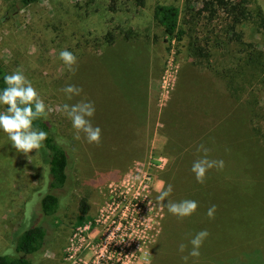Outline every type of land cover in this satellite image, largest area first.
Here are the masks:
<instances>
[{
  "label": "rangeland",
  "instance_id": "1",
  "mask_svg": "<svg viewBox=\"0 0 264 264\" xmlns=\"http://www.w3.org/2000/svg\"><path fill=\"white\" fill-rule=\"evenodd\" d=\"M108 3L43 0L0 21V62L9 73L20 70L32 82L48 105V116L70 155L65 185L50 190L59 197L60 209L54 217L42 216L38 205L31 206V202L49 191L46 166L35 151L27 156L17 152L0 132V254L13 251L12 235L23 228L25 217L30 218L28 212L46 230L43 248L30 257L33 264H69L65 258L70 238L74 232L91 237L98 233L95 219L114 190L137 192L154 202L158 180L183 182L184 177H175L172 169L176 154L169 121L184 123V111L188 113L195 99L221 100L218 94L224 83L210 71L191 66L186 52L188 40L168 46L153 19L157 5H174L185 14L183 0H144L142 7L133 0H116L115 13L107 10ZM5 6L6 1L0 0V19ZM255 7L264 14V0H252L249 9L253 12ZM204 22L194 20L190 28L210 41ZM214 29L213 38L219 46H210L216 68L229 67L236 57L238 47L229 40L232 32L242 34V39L256 49L263 44L264 31L253 17L236 24L219 16ZM128 31L131 37L125 40L123 34ZM108 32L115 37L111 45L103 41ZM61 49L76 55L75 74L59 60ZM68 84L82 87L81 96L68 100L60 91ZM85 98L95 104L92 123L102 130L99 145L75 140L70 120L55 110L57 105ZM187 132L183 124L180 133ZM226 180L222 178V183ZM178 194L173 188L168 199L183 200ZM81 199L88 206L83 215L78 211ZM219 209L214 219L206 217L205 209L183 219L167 209L160 210L162 219L142 264H182L179 243H188L187 233L194 235L203 229L210 235L196 264H264V203L250 210ZM215 219L221 223L216 220L215 224ZM193 222L200 223L195 231L189 228ZM86 227L89 230H84ZM174 234L181 240H173Z\"/></svg>",
  "mask_w": 264,
  "mask_h": 264
},
{
  "label": "trees",
  "instance_id": "2",
  "mask_svg": "<svg viewBox=\"0 0 264 264\" xmlns=\"http://www.w3.org/2000/svg\"><path fill=\"white\" fill-rule=\"evenodd\" d=\"M5 1L6 6L0 21L16 16L23 9L43 0ZM133 1L139 7L144 5V0ZM108 2L107 10L110 13L117 12L116 0ZM183 2L185 13L183 15L174 5H157L154 8L153 19L161 29V36L168 46L173 42L180 43L187 39L186 52L191 66L199 71H210L224 83V89L218 94L219 98L221 95V100L195 99L188 113L184 111V123L170 119L169 133L175 144L173 152L176 154L172 169L175 177H184L183 184L175 181L171 183L179 196L197 201L198 209L207 210L211 205H216L217 210L259 208L260 204L264 203V99H261V93L264 91V40L261 48L256 49L252 43L242 39V34L232 32L229 40L238 49L236 57L226 68L213 66L215 61L210 45L219 46L216 38H213L214 23L219 16L236 24L253 17L259 28L264 31V14L260 7H255L253 12L249 9L252 0H183ZM201 19L205 20L204 26L209 31L210 41L204 40L199 33L190 28V22ZM130 37V31L123 34L125 40H129ZM103 41L105 44H113L114 34L106 33ZM7 74L10 73L0 62V89L5 87L3 78ZM246 77H250L254 84L251 83V79L245 80ZM2 107L4 109L5 106ZM206 119L211 120L209 124L205 123ZM183 124L184 130L188 129L187 134L180 133ZM33 127L48 132V138L44 142L45 149L37 154L47 169L49 191L33 200L31 206L37 204L40 215L54 217L61 205L59 197L50 190H58L65 185L70 155L65 140L57 132L55 122L48 115L35 120ZM200 143L211 149L209 158L222 159L225 163L223 170H209L203 184L197 183L190 172L192 162L199 156L196 147ZM222 178L228 180L222 183ZM85 202V199H81L78 204V211L82 215L88 211ZM27 208L33 209L30 205ZM31 215L26 212V216L30 218L25 217L23 228L13 233L11 245L13 251L0 254V264H33L30 257L43 248L46 230L42 225L36 224L35 218L33 216L31 218ZM216 220L221 223L220 219H215V224ZM199 224L193 222L189 228L194 227L195 231ZM191 235L187 233L185 236L189 240ZM175 236L176 234L173 235V240L182 238L180 235L176 238Z\"/></svg>",
  "mask_w": 264,
  "mask_h": 264
},
{
  "label": "clouds",
  "instance_id": "3",
  "mask_svg": "<svg viewBox=\"0 0 264 264\" xmlns=\"http://www.w3.org/2000/svg\"><path fill=\"white\" fill-rule=\"evenodd\" d=\"M32 51H37L35 45ZM58 58L69 71L75 74L78 61L73 52L61 49ZM3 83L5 87L0 89V106L5 107L0 111V132L6 134L13 149L25 156L45 149L44 142L48 138V132L42 128H34L33 122L48 115V105L32 82L20 70H14L5 75ZM60 91L68 100H72L74 97L81 96L83 88L68 84ZM55 110L66 115L70 120L75 130L73 137L75 140L83 139L88 144H100L102 130L92 123L96 112L93 101L85 98L71 104L63 103L57 105ZM196 152L199 156L192 162L190 172L197 183L203 184L209 170H223L225 163L222 159L209 158L211 149L204 143L197 145ZM156 192L155 201H149V204L152 207H159L161 211L167 209L169 214L179 219L192 216L199 207L198 202L192 199L180 201L168 199L173 192V185L166 184L162 179L157 181ZM216 210V205H211L206 211V217L214 219ZM209 235L208 230L203 229L191 235L188 243L179 244L178 253L182 264H189L190 258H195L193 264H196V259L201 255L200 249Z\"/></svg>",
  "mask_w": 264,
  "mask_h": 264
},
{
  "label": "built area",
  "instance_id": "4",
  "mask_svg": "<svg viewBox=\"0 0 264 264\" xmlns=\"http://www.w3.org/2000/svg\"><path fill=\"white\" fill-rule=\"evenodd\" d=\"M149 201L147 195L114 190L109 203L99 210L95 219L98 233L91 237L74 232L65 260L69 264L145 262L158 220L162 219L161 209L153 210Z\"/></svg>",
  "mask_w": 264,
  "mask_h": 264
}]
</instances>
